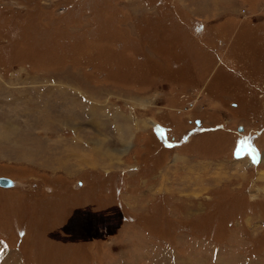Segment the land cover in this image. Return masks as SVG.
<instances>
[{
  "label": "rangeland",
  "instance_id": "374dc122",
  "mask_svg": "<svg viewBox=\"0 0 264 264\" xmlns=\"http://www.w3.org/2000/svg\"><path fill=\"white\" fill-rule=\"evenodd\" d=\"M0 175V264H264V0H0Z\"/></svg>",
  "mask_w": 264,
  "mask_h": 264
},
{
  "label": "water",
  "instance_id": "95a60500",
  "mask_svg": "<svg viewBox=\"0 0 264 264\" xmlns=\"http://www.w3.org/2000/svg\"><path fill=\"white\" fill-rule=\"evenodd\" d=\"M240 129H242V127H240ZM256 159H258V157ZM15 184H17V181L14 178H11L5 175H0V185L10 187V186H14Z\"/></svg>",
  "mask_w": 264,
  "mask_h": 264
},
{
  "label": "bare ground",
  "instance_id": "6f19581e",
  "mask_svg": "<svg viewBox=\"0 0 264 264\" xmlns=\"http://www.w3.org/2000/svg\"><path fill=\"white\" fill-rule=\"evenodd\" d=\"M258 156H257V153H252V158H251V160H249L250 161V163L252 162H254V160L257 158ZM257 162V161H256ZM1 186H3V187H9V186H4V185H1ZM11 187V186H10Z\"/></svg>",
  "mask_w": 264,
  "mask_h": 264
},
{
  "label": "crops",
  "instance_id": "0c3cea01",
  "mask_svg": "<svg viewBox=\"0 0 264 264\" xmlns=\"http://www.w3.org/2000/svg\"><path fill=\"white\" fill-rule=\"evenodd\" d=\"M92 112H95V110H93ZM93 114V113H92ZM92 121H94V120H92ZM97 121V124H96V126H98L99 127V121L98 120H96ZM96 121H94V122H96ZM153 123H155V122H153ZM98 127H96V128H98ZM122 135H123V133H122ZM123 137H125L124 135H123ZM94 159V158H93ZM5 188H8V187H5Z\"/></svg>",
  "mask_w": 264,
  "mask_h": 264
}]
</instances>
